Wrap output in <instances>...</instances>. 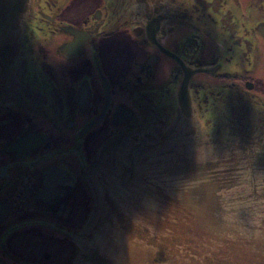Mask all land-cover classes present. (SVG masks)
<instances>
[{
    "label": "flooded vegetation",
    "instance_id": "flooded-vegetation-1",
    "mask_svg": "<svg viewBox=\"0 0 264 264\" xmlns=\"http://www.w3.org/2000/svg\"><path fill=\"white\" fill-rule=\"evenodd\" d=\"M0 0V264H70L85 171L141 110H264V0ZM8 18V19H7Z\"/></svg>",
    "mask_w": 264,
    "mask_h": 264
},
{
    "label": "water",
    "instance_id": "water-1",
    "mask_svg": "<svg viewBox=\"0 0 264 264\" xmlns=\"http://www.w3.org/2000/svg\"><path fill=\"white\" fill-rule=\"evenodd\" d=\"M178 99L99 148L70 264H264V110L220 94L200 120Z\"/></svg>",
    "mask_w": 264,
    "mask_h": 264
}]
</instances>
